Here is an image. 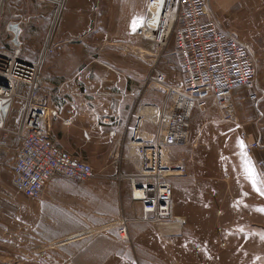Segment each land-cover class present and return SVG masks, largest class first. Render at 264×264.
Listing matches in <instances>:
<instances>
[{"label":"rangeland","instance_id":"1","mask_svg":"<svg viewBox=\"0 0 264 264\" xmlns=\"http://www.w3.org/2000/svg\"><path fill=\"white\" fill-rule=\"evenodd\" d=\"M53 1L58 4L61 0ZM222 3L224 11L211 6L219 15L223 29L233 32L254 53L257 98L253 100L247 91H240L233 97L232 114L210 103L193 114L185 144L173 150L174 161L185 159L184 173L171 179L175 219L162 224L139 222L141 207L135 204V213L128 219L133 220L127 225L128 241L121 240L117 231L115 238L103 231L95 232L98 239L111 240L113 247L105 248L108 245L104 241L102 252L86 246L81 253L72 254L71 264H264V221L256 216L264 209V191L257 175L253 184L249 174V169L255 171V161L264 160V150H252L250 158L244 153L242 141L245 133L246 141L259 140L264 145V0H223ZM57 4L22 0L8 3L5 19L14 14L28 15L31 21L44 17L19 37L26 60L38 58L50 35L52 43L60 38L62 44L56 50L54 46L51 55L55 69H64L67 52L80 67L99 59L100 66L106 70L126 72L135 65L137 73L149 72L158 58L169 83L179 84L182 72L178 58L172 55V44L163 50L133 36V29L144 14L145 0H62L61 5ZM5 36L2 24L0 43L5 41ZM66 40L71 42L67 52L63 49ZM160 53L166 56L161 59ZM21 105L19 100L14 102L6 128H14L10 121L13 119L16 124ZM18 148L19 141L8 138L0 179V218L13 213L10 207L2 206L3 198L23 197L14 193L10 182ZM241 196L247 205L234 203ZM93 197L95 203L101 198L97 192ZM114 228L119 230V225ZM15 235L25 234L20 231L16 234L15 227L0 221V240H14ZM32 248L38 251L28 253L30 258L39 255L50 264L60 263L55 254L48 253L56 248L54 245L29 246V251ZM16 251L17 245H4L0 241V264H15L14 259H7L1 252L14 255Z\"/></svg>","mask_w":264,"mask_h":264},{"label":"built area","instance_id":"2","mask_svg":"<svg viewBox=\"0 0 264 264\" xmlns=\"http://www.w3.org/2000/svg\"><path fill=\"white\" fill-rule=\"evenodd\" d=\"M9 1L0 0V25ZM28 1L57 4L53 0ZM209 1L145 0L144 14L133 36L163 50L172 44L182 78L178 85L169 83L156 58L146 78L130 92L120 94L123 99L136 98L128 118L101 120L102 125L110 127L109 137L119 136L118 150L130 152L131 171L116 174L114 180L128 184L130 199L141 207L139 222L162 224L175 219L171 179L184 173L185 159L174 161L173 150L185 144L193 114L209 103L231 113L233 97L240 91H247L253 100L257 98L254 53L233 32L220 27L210 12ZM29 21L14 14L6 23L5 41L0 43V179L8 138L13 137L19 141V148L11 170V186L17 194L38 200L54 178L83 185L96 175L88 162L71 156L49 138L50 118L56 114L47 106L50 93L43 87L41 73L45 57L55 52L51 37H47L39 58L29 61L20 45L15 46L9 31L13 24L21 29ZM158 56L162 59L166 55ZM148 92L153 95V104L141 102ZM16 100L22 103L19 122L16 129H9L6 124ZM83 136L88 139L87 133ZM242 141L244 153L250 158L252 150H264L259 140L246 141L245 133ZM263 162L255 161L254 168L264 191ZM132 221L121 219V240L128 241L127 225Z\"/></svg>","mask_w":264,"mask_h":264},{"label":"crops","instance_id":"3","mask_svg":"<svg viewBox=\"0 0 264 264\" xmlns=\"http://www.w3.org/2000/svg\"><path fill=\"white\" fill-rule=\"evenodd\" d=\"M22 1L29 3L28 0ZM222 1H209L210 12L214 18L216 17L221 28H223L222 22L218 18L219 15L212 11L211 4L216 5L220 11H224L226 8ZM10 18L12 17L8 19L3 17L4 34L6 21ZM43 18H37L34 21L29 18V23L21 25L19 37L24 36V31L29 30L30 26L41 23L39 20ZM7 37L10 36L7 35ZM59 40L60 38H57L52 43L51 39L53 49L54 46L55 50L56 46L62 47ZM70 44L68 40L64 42L65 52L70 50L68 48ZM70 56L68 52L65 54V67L62 71L54 68V58L51 55L45 57L42 66V84L50 93L47 106L56 114L50 118L49 138L71 156L88 162L96 177L83 185H75L70 181L54 178L46 185L39 200L24 196L2 199V206L10 207L13 213L8 216L1 215L0 221L15 227L16 234L18 231L25 234L15 235L14 240L13 238L7 241L0 240L4 245H17L14 255L11 252H1L2 255L5 254L4 257L7 256V259H14L15 264H50V261L44 260L42 256L37 255L31 258L28 256V253L38 251L35 248L29 251L28 247L40 244H51L56 247L48 253L55 254L54 258L59 260V264H71L72 254L81 253V250L89 245L95 251L102 252L104 241L108 245L105 248L110 249L113 247L111 240L98 239L94 233L103 231L115 238L118 228L114 227L119 225L122 218H131L136 210V203L130 199L128 184L126 182L119 184L114 180L116 174L131 171L130 152L123 148L118 150L119 136L109 137L110 127L102 125L101 120L104 118L112 120L115 117H121L124 120L128 118L136 98L128 96L123 99L120 94L134 89L146 78L148 70L145 73H143L144 70H139L137 73L133 65V68L126 72L118 69L109 71L100 66L102 64L98 62L99 59L87 61L80 67L72 62L73 58ZM75 60L77 62V59ZM136 68L138 69L139 66ZM141 102L153 104L155 101L152 93L144 94ZM18 122L19 119L16 124L13 119L10 121V124L14 126L13 129H16ZM83 133H87L88 139L84 138ZM95 192L102 198L96 203L94 200L96 198L93 197ZM14 193L19 195L15 191ZM101 200L103 204L100 203ZM236 200L238 201H235V204L247 205V200L242 196ZM256 216L264 221L263 211ZM3 226L6 225H1V228Z\"/></svg>","mask_w":264,"mask_h":264},{"label":"water","instance_id":"4","mask_svg":"<svg viewBox=\"0 0 264 264\" xmlns=\"http://www.w3.org/2000/svg\"><path fill=\"white\" fill-rule=\"evenodd\" d=\"M9 31L13 34V42L15 46H19V35L21 32L20 25L19 24H13Z\"/></svg>","mask_w":264,"mask_h":264},{"label":"snow or ice","instance_id":"5","mask_svg":"<svg viewBox=\"0 0 264 264\" xmlns=\"http://www.w3.org/2000/svg\"><path fill=\"white\" fill-rule=\"evenodd\" d=\"M249 174H250V176L252 177V179H253V184H255L256 183V180H255V171H254V169H249ZM258 191H259V189H257ZM261 211H264V209H262Z\"/></svg>","mask_w":264,"mask_h":264},{"label":"bare ground","instance_id":"6","mask_svg":"<svg viewBox=\"0 0 264 264\" xmlns=\"http://www.w3.org/2000/svg\"><path fill=\"white\" fill-rule=\"evenodd\" d=\"M58 4H59V5H61V4H62V0H61V1H59V2H58ZM77 236H78V235H77Z\"/></svg>","mask_w":264,"mask_h":264},{"label":"trees","instance_id":"7","mask_svg":"<svg viewBox=\"0 0 264 264\" xmlns=\"http://www.w3.org/2000/svg\"><path fill=\"white\" fill-rule=\"evenodd\" d=\"M261 142V141H260ZM262 143V142H261Z\"/></svg>","mask_w":264,"mask_h":264}]
</instances>
